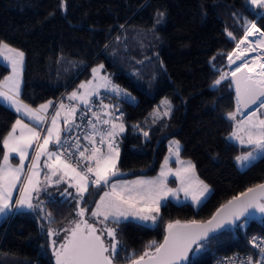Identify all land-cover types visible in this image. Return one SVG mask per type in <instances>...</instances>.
<instances>
[{"label":"trees","instance_id":"trees-1","mask_svg":"<svg viewBox=\"0 0 264 264\" xmlns=\"http://www.w3.org/2000/svg\"><path fill=\"white\" fill-rule=\"evenodd\" d=\"M261 9L250 0H0V42L25 54L22 102L36 108L54 102L61 93L68 96L89 79L91 67L103 65L104 75L122 89L119 95L100 90L105 92L104 103L119 110L117 122L125 128L117 137L118 171L125 177L154 175L166 141L174 138L180 157L195 166L197 177L210 189L197 208L164 204L152 228L122 222L116 229L120 244L115 264H129L150 241L159 244L167 223L204 221L221 204L264 181V155L238 170L234 159L245 148L227 140L235 122L227 114L236 111L229 79H234L233 70L215 85L228 74L226 58L251 23L264 30ZM247 48L241 44L233 53ZM7 74L0 64V81ZM165 99L171 104L170 115L152 121L151 111ZM15 119L0 105V158L2 140ZM91 188L80 205L90 210ZM42 207L43 211L13 213L2 220L0 264H53L52 242L58 248L64 229L80 218L74 199L54 197ZM251 234L264 236V215L244 218L202 247H194L187 264H213L223 254L249 252ZM103 238L110 243L106 234Z\"/></svg>","mask_w":264,"mask_h":264},{"label":"snow or ice","instance_id":"snow-or-ice-1","mask_svg":"<svg viewBox=\"0 0 264 264\" xmlns=\"http://www.w3.org/2000/svg\"><path fill=\"white\" fill-rule=\"evenodd\" d=\"M250 2L257 8H264V0H250ZM61 6L63 7V3ZM158 15L163 17L164 13H158ZM256 33L264 37V30L257 27L256 23H251L236 48L240 49V45L246 43L248 37ZM256 46L264 48V39L257 40ZM253 50L254 48H247L230 53L228 59L231 63H235L246 52ZM233 55H235V60ZM0 56H3L4 60L8 61L12 67V75L0 81V99L10 103L16 112H22L28 119L43 124L46 120L44 114L48 112L50 106H53V102L48 101L41 104L38 109H33L19 99L24 52L10 47L7 43L0 42ZM261 59L264 57H257V60ZM103 67V65H99L92 70L93 79L99 78L101 83L97 84L95 88L90 87L92 81L82 83L80 88L85 89V92L73 91L68 99L79 100L87 108L89 97L97 95V90L100 87L110 89L119 95L122 89L113 84L108 77L99 75ZM241 68L246 69L248 73H254V75L237 77L236 73L240 72ZM259 68L260 71L256 72L255 67H249L248 61L245 60L231 73L234 78L232 82L235 84L236 111L229 112L227 118L236 121L238 113L243 115L245 111L252 109L253 105H257L254 110L248 112L244 119L235 124V129L231 133L232 139L239 140L241 144L246 143L253 146V151L237 157V160L242 162L255 159L253 152L264 153V118L258 115L260 110L264 109V63H260ZM228 75L227 73L222 74L220 79L215 81V85H219ZM162 105L165 108L163 115H170V102L165 99L162 101ZM102 107L108 109L110 105L105 104ZM62 111H64L63 129L60 127L59 120ZM76 111V107L65 105L63 102L59 104L58 108H54L55 114L51 118V127L45 130L47 134L43 137L42 143H40L41 134L35 127L24 123L22 119L15 121L11 131L2 140L4 151L2 163H0V216L12 211V193L17 190L18 184H21V187L19 188V198L15 201L16 210L40 209L43 211V202L39 200V193L44 189L41 188L42 182L39 177L41 175V157H46L42 165L43 168L48 169V172L44 174V182L49 186L66 183L67 188L61 190V195L66 197L72 195L68 188H75L76 194L73 198L77 205L76 216L80 218L72 222L73 226L64 229L67 235L58 248L56 241L52 242L55 264H115L120 244L116 229L122 222L129 221L131 218L137 222L151 221L152 225H155L160 218L163 201L169 197L178 199V193L182 191L186 199L191 198L193 204L199 205L202 198L209 192V187L195 177V166L191 162L185 165L181 161L183 166L173 170L168 167L169 160L167 158L161 166L159 175L153 179L139 178L131 181L111 182L113 177L120 175L117 169L119 147L114 137L125 131L124 124H117L113 122V119L101 121L100 113L93 112L95 122L87 121L92 131L90 134L84 135V139L91 147H82L78 139H75L74 143H69L68 139L62 140L61 137L62 131L71 133L73 127L76 129L81 127V125L75 124ZM158 114L159 109L153 115L155 117ZM104 115L110 116L111 113L104 112ZM114 119L120 120L121 117ZM101 122L110 125V129L105 132L97 130L96 125ZM17 129L20 130L19 135H16ZM97 135L100 136L99 142L95 139ZM143 135L147 137L148 132L144 131ZM105 143L107 145L106 152L103 151ZM50 144L56 145V148L50 150ZM173 144L175 145L174 154L179 161V143L173 141ZM34 145L35 147H33ZM29 149L33 150V155L31 163L27 165L26 173L25 161L29 159ZM12 154L19 158L16 166L11 163ZM169 176H174L179 181V188L173 189L168 186ZM53 177H57V179L53 180ZM90 186L101 191L104 187H109L108 191H103V195L95 202V208L91 210L80 206L82 202L86 203L85 194L89 192ZM33 199H36L38 203L34 204ZM89 211L97 224L104 225L102 228H97L96 224L90 223L85 218ZM252 211L264 215V184L249 188L240 196L233 197L226 205L218 209L212 219L206 223L196 220L186 223L176 220L167 223L163 243L158 244L156 241H150L146 245L145 251L138 257L132 258L130 264H181V261L188 259V253L192 250L193 245H196L197 248L202 247L200 242L207 241L210 232H216L226 224L235 225L242 217L250 216ZM48 215L51 216L50 213ZM101 217L102 219H100ZM110 224L116 227H112ZM237 226L243 227V224ZM54 234V231L50 229L48 235ZM105 234L110 243L103 238ZM250 243L253 248L259 249L261 260L257 264H264V239L253 237ZM244 264H253L252 258L249 257Z\"/></svg>","mask_w":264,"mask_h":264},{"label":"rangeland","instance_id":"rangeland-1","mask_svg":"<svg viewBox=\"0 0 264 264\" xmlns=\"http://www.w3.org/2000/svg\"><path fill=\"white\" fill-rule=\"evenodd\" d=\"M249 37H250V36H249ZM250 38H251V37H250ZM235 47H236V45H235ZM235 47H234V48H235ZM237 50H238V49H237ZM237 50H236V52H237ZM232 51H234V50H232ZM247 60H248V59H246V61H247ZM261 60H262V59H261ZM0 62H1L2 64H4L5 67L7 66L6 68H9V76H11V75H12V67H11V64H9L8 61L4 60L3 56H0ZM262 62H263V61H262ZM242 63H243V62H240V65H241ZM4 65H3V66H4ZM98 66H99V65H95V66L91 67V68H90V77H89V79H88L87 81H83V80H82L80 83H78V84H77L72 90L69 91L68 96H69L73 91H77L78 93H84V92H85V89H81V88H80V85H81L82 83H87L88 81H92V85L90 86L91 88H95V86H96L97 84L101 83V81L99 80V78H97V79H95V80L93 79V72H92V70H93V68H97ZM238 66H239V65H238ZM255 69H256V72H259V71H260V68H258V67H257V68L255 67ZM102 70H103V69H101L99 75H100V76H105L104 73L102 72ZM227 71H228V70H227ZM240 72H245V69H244V68H241V71H240ZM228 74H229V72H228ZM5 77H6V76H5ZM5 77H4V78H5ZM228 77H229V75H228ZM4 78H3V79H4ZM3 79H2V80H3ZM229 79H230V80H233V79H231L230 77H229ZM100 90H104V91H107V92H111L110 89H105V88H103V87H100L97 91L99 92ZM162 101H164V100H161V101H160V102H159V103L153 108V110H152L151 113H150L149 118H150L152 121H154V122H157V121H159V120H161V119H163V118H166V117L168 116V115H167V116H164V115H163V112L165 111V108H164V106L162 105ZM39 106H40V105H39ZM39 106H37L36 109H38ZM58 106H59V105H57L56 108H58ZM256 107H257V105L254 106V107H253L252 109H250L249 111L254 110ZM157 109H159V114L156 115V116L154 117L153 114L156 112ZM249 111L245 112L243 115L239 114V118L233 123V129H232V132H233L234 129H235V124H236L238 121L244 119L245 116L248 114ZM54 114H55V113H54V111H53L52 114L50 113V114L48 115V118L45 120V122H44L43 124H41V125H36V126H37V127H36V128H37V131H39L40 134H41V140H40V143L43 142V137L47 134L45 130H46L47 128L51 127V118H52V116H53ZM258 115H259L261 118H264V109H261L260 112L258 113ZM59 120H60V127L63 129V128H64V125H63L64 111H62ZM115 123L119 124L120 122H115ZM40 126H41V127H40ZM38 128H39V129H38ZM140 131H141V130H140ZM143 132H144V131H141L142 134H143ZM232 132H231V133H232ZM62 133H64V132L62 131ZM62 133H61V134H62ZM122 133H123V132H122ZM122 133H119L116 137H119ZM227 140H228L229 142H231V143H234V144H236V145H238V146H240V147H244V148H245V150H244L242 153L238 154V155L235 157V159H234L235 166H236V168H237L238 170H243V169H245V168H246L247 166H249L251 163L255 162L257 159H259L261 156L264 155V153H256V152H253V155L255 156V159L250 160V161H246V162L238 161V160H237V157L244 156V155H246L248 152L253 151V146L248 145V144H246V143H245V144H241L239 140L232 139V138H231V134L227 137ZM173 141L178 142V141H177L176 139H174V138H170V139H168V140L166 141V153H165L164 157L162 158L161 162L159 163L158 168H157V170H156V173H155L154 175H136V176H132V177H123V178H119V179L112 180L111 182H118V181H131V180H136V179H139V178H143V179H153V178H155V177H157V176L159 175L160 170H161V166L164 164V161H165L166 158L169 160V165H168V167L172 168L173 170H176V169L181 168V167L183 166V165L180 163L181 161L186 165V164H187L188 162H190V161L181 158L180 155H179V161L177 160V157H176V155L174 154V152H175V145L173 144ZM179 146H180V144H179ZM33 147H35V145H34ZM49 149H50V150H54V149H55V145H54V144H50V145H49ZM170 149H171V151H170ZM3 151H4V149H3ZM3 151H2L1 158H0V163H2ZM103 151H105V152L107 151V145H106V143H105V145L103 146ZM32 155H33V150L31 149V151H30V155H29V159L25 162V172H26V173H27V165L31 163V156H32ZM14 158H15V157H14ZM44 160H46V157H41V175H40L39 179H40L41 182H42V183H41V188H43L44 190L40 192V193H42V194L39 193V196L51 192L50 189H49V190H45L47 184L44 182V174L48 172V169L42 167ZM11 163H12V161H11ZM13 165L16 166L15 163H13ZM194 172H195V171H194ZM195 177L198 178L197 175H196V173H195ZM22 179H23V177H22ZM52 179H53V180H56L57 177H53ZM65 179H67V178H65ZM198 179H199V178H198ZM199 180H200V179H199ZM200 181H201V180H200ZM111 182H110V183H111ZM61 184H62V183H61ZM65 184H66V183H65ZM51 186H53V188H62V185H58V186H56L55 184H53V185H51ZM66 186H67V184H66ZM168 186H169L170 188L176 189V188H179V187H180V184H179V181H177L176 178H175L174 176H169V177H168ZM20 187H21V184H18V185H17V190L14 191V192L12 193V201H13V204H12V211L9 212V213H7L6 215L0 216V223L2 222V220H4L5 218H7L8 216H10V215L13 214V213L32 212V211H33V210H27V209H23V210H20V211H17V210H16V208H15V201L19 198V195H20V193H19V188H20ZM91 187H92V186H91ZM73 190H74V196H75V194H76L75 188H73ZM108 190H109V187H104V188H103V191H108ZM103 191H101V190H99V189H96V188H94V187L91 188V190H90V197L94 200V201H93V204H92V209L95 208V202L99 200V197H100L101 195H103ZM209 193H210V189H209V192L206 193L205 197L202 198L201 203L205 200V198L209 195ZM33 195L35 196L36 194L34 193ZM63 197H64V196H63ZM63 197H62V198H63ZM178 197H179L178 199H177V198H174V197H169L166 201H163L162 204L164 205V204H166V203H168V202H169V203H172V204H174V205H180V204L188 203V204H190L193 208H197V207L201 204V203H200L199 205H195V204H193L191 198L186 199L185 196H184V193H183L182 191L178 193ZM40 199H41V198L39 197V200H40ZM74 201H75V199H74ZM37 202H38V201H37L36 199H33V203H34V204H36ZM42 202H43L42 204H44L45 201H42ZM75 205H76V201H75ZM76 210H77V205H76ZM87 214H88L87 217L90 218V217H91L90 211H89ZM91 218H92V217H91ZM92 219L95 220V218H92ZM100 219H102V217H101ZM129 221H131V222H135V223H138V224H141V225L146 226V227H149V228H152V227H154V226L156 225V224H155V225H152V222H151V221H147V222H137V221H133V220H131V218L129 219ZM124 222H126V221H124ZM95 223H96V220H95ZM103 226H104V225H102V224H97V223H96V227H98V228H102ZM110 226H112V225L110 224ZM112 227H113V226H112Z\"/></svg>","mask_w":264,"mask_h":264},{"label":"built area","instance_id":"built-area-1","mask_svg":"<svg viewBox=\"0 0 264 264\" xmlns=\"http://www.w3.org/2000/svg\"><path fill=\"white\" fill-rule=\"evenodd\" d=\"M106 99L105 92L99 91L97 95H93L89 98V106L85 108V106H81L77 104L74 100H69L68 96L64 93H61L56 100L53 102L52 109L53 110L58 104L63 102L65 105H71L76 107L77 111L75 114V124L81 125L79 129H76L73 127V130L71 133H66L62 136V140L68 139L69 143H74L75 139H83L82 147L87 146L91 147V145L88 144V141L84 139L85 134H90L92 129L87 124L88 120H93L94 117L92 115L93 112L100 113L101 119H113V122H117L119 120H115V117H121L120 112L118 109H116L113 105H110L108 109H104L102 105H105L104 101ZM107 105V104H106ZM104 112L111 113L110 116H105ZM46 119L48 118V115H45ZM110 129V125L102 124L100 127L97 128V130L101 132L108 131ZM96 141L99 142L100 136L97 135L95 137ZM116 144L118 145L117 137H114ZM56 148V145H55ZM72 150L71 148L69 149ZM253 237H257L259 239H264V236L258 235V234H251L248 238V242L251 246V250L249 252H230L227 254L221 255L213 264H244L248 260L249 257L252 258L253 264H257L259 260H261V256L259 255V249L253 248L250 241ZM33 264H38L37 262Z\"/></svg>","mask_w":264,"mask_h":264},{"label":"crops","instance_id":"crops-1","mask_svg":"<svg viewBox=\"0 0 264 264\" xmlns=\"http://www.w3.org/2000/svg\"><path fill=\"white\" fill-rule=\"evenodd\" d=\"M263 11H264V8H262L261 10H260V14H262L263 13ZM250 27V26H249ZM248 27V28H249ZM251 37V38H250ZM250 37H248V39H247V41H246V43H245V45L248 47V48H254V50L253 51H251V53H250V57L248 58V66L249 67H258L259 68V64L260 63H264V59H262L263 60V62H262V60H257V57L259 56V57H264V48H261V47H258V46H256V41L257 40H260V39H264V37H261L260 35H259V33H256V34H254L253 36H250ZM242 38H244V35H243V37ZM241 38V39H242ZM240 39V40H241ZM239 40V41H240ZM238 41V42H239ZM237 45V44H236ZM235 49V48H234ZM233 49V50H234ZM0 64L1 65H4V64H2L1 62H0ZM5 66V65H4ZM7 67V66H6ZM8 69V74L6 75V77L7 76H9V68H7ZM236 69V67L234 68V69H232L233 71ZM232 70H230V71H232ZM245 72H247V70L245 69ZM230 76H231V74H230ZM2 81V80H1ZM20 90H21V83H20ZM21 101V100H20ZM76 103H78L79 105H83V104H81L80 103V101L79 100H74ZM22 102V101H21ZM22 103H24V102H22ZM25 104V103H24ZM43 104H45V103H43ZM0 105H2L3 107H5L6 109H8V110H10L11 112H13L14 114H15V116H16V119L14 120V122L12 123V125H11V127H10V129H9V131L7 132V134L11 131V129H12V126H13V124H15V121L17 120V119H22L23 120V122L24 123H26V124H28L29 126H32V127H37L36 125H41V124H38L36 121H33V120H30V119H28V117L27 116H25L22 112H20V113H18V112H16V110H15V108L10 104V103H8L7 101H4L3 99H0ZM59 105V104H58ZM30 107V106H29ZM57 107V106H56ZM55 107V108H56ZM31 108H33V107H31ZM33 109H36V108H33ZM52 109V106H50L49 107V109H48V112L47 113H45L44 115H49L50 113L52 114L53 113V111H54V109L53 110H51ZM162 120V119H161ZM41 127V126H40ZM37 129V128H36ZM39 129V128H38ZM19 132H20V130L19 129H17V133H16V135H19ZM7 134H6V136H7ZM2 151H3V143H2ZM30 151H31V149H29V155H30ZM15 157V158H14ZM11 161H12V164L13 163H15V165H17L18 164V161H19V158L17 157V156H15V154H12V157H11ZM27 161V160H26ZM25 161V162H26ZM14 166V165H13ZM60 185H62V188H53V186H49V185H47L46 186V188H45V190H51V192H49V193H47V194H43V195H41V196H39L40 198H41V200L40 201H45V202H47L48 200H50L51 198H54V197H60V196H62L63 197V195H61V190L62 189H65V188H67V186H66V184L65 183H62V184H60ZM68 191L69 192H71L72 193V195L71 196H67V198H66V200H72V199H74L73 197H74V190H73V188H68ZM40 194H42V193H40ZM38 203V202H37Z\"/></svg>","mask_w":264,"mask_h":264},{"label":"water","instance_id":"water-1","mask_svg":"<svg viewBox=\"0 0 264 264\" xmlns=\"http://www.w3.org/2000/svg\"><path fill=\"white\" fill-rule=\"evenodd\" d=\"M231 53H233V51H232ZM228 56H229V55H228ZM228 56H227V58H226V63H227L226 66H227V70H228V72H229L230 70H232V69H234L235 67H237L238 65H240V60H236L235 63H231V62H229ZM235 59H236V58H234V60H235ZM241 75H254V73L242 72V73H240L239 76H241ZM239 76H238V77H239ZM232 81H233V80L230 81V82H231V88H232V92H233L234 100H235V104H236L235 84H234ZM254 106H256V105H253L252 108H253ZM249 110H250V109H248L247 111H249ZM247 111H245V112H247ZM245 112H244V113H245ZM119 173H120V172H119ZM123 177H125V174H124V173H120V175H118V176H116V177H113L112 180L119 179V178H123ZM259 184H264V181L261 182V183H259ZM259 184H257V185H259ZM257 185H254V186H252V187H250V188H253V187L257 186ZM248 189H249V188H248ZM246 191H247V190L243 191L242 193H244V192H246ZM240 194H241V193H240ZM240 194H238V195H236V196H240ZM234 197H235V196H234ZM66 198H67V197L64 196V197L62 198V200H65ZM232 198H233V197H232ZM232 198H230L229 200H227L226 202H224L223 204H221V205H220V206H219V207H218V208H217V209L211 214V216H210L209 218H207V219L204 220V221H199V222L206 223L208 220L212 219V217L216 214L217 210L220 209L223 205H226V204L228 203V201L232 200ZM260 216H261L260 213L252 211V214H251L250 216H248V217H242L241 220L244 219V218H256V217H260ZM241 220H240V221H241ZM238 222H239V221H237L236 224H237ZM182 223H186V222H182ZM236 224H235V225H236ZM235 225H228V224H226L223 228L219 229L218 231H216V232H210V233H209V239L212 238V237H214V236H216V235H218V234H220V233H222V232H224V231H226V230L229 229V228H233V227H235ZM165 229H166V226H165V228H164L163 237H162L160 243H163L164 236L166 235V231H165ZM66 235H67V233L64 234V237H63L61 243L64 242V240H65V238H66ZM209 239H208V240H209ZM204 242H206V241H201L200 243L202 244V243H204ZM61 243H60V244H61ZM194 247H196V245H193V246H192V249H193ZM191 251H192V250H191ZM191 251H190V252H191ZM190 252L188 253V258H189ZM187 262H188V259H187V260H184V261H181V264H187ZM53 264H55V257H54V255H53ZM129 264H130V263H129Z\"/></svg>","mask_w":264,"mask_h":264},{"label":"bare ground","instance_id":"bare-ground-1","mask_svg":"<svg viewBox=\"0 0 264 264\" xmlns=\"http://www.w3.org/2000/svg\"><path fill=\"white\" fill-rule=\"evenodd\" d=\"M231 78V77H230Z\"/></svg>","mask_w":264,"mask_h":264}]
</instances>
